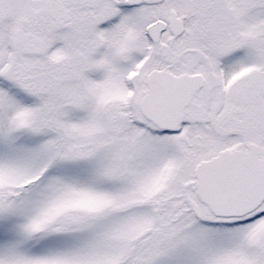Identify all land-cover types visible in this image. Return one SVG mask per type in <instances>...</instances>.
<instances>
[{
	"label": "snow or ice",
	"instance_id": "snow-or-ice-1",
	"mask_svg": "<svg viewBox=\"0 0 264 264\" xmlns=\"http://www.w3.org/2000/svg\"><path fill=\"white\" fill-rule=\"evenodd\" d=\"M0 264H264V0H0Z\"/></svg>",
	"mask_w": 264,
	"mask_h": 264
}]
</instances>
